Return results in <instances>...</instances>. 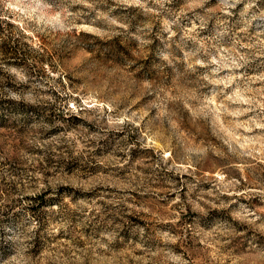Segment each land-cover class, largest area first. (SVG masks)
I'll return each mask as SVG.
<instances>
[{
    "label": "rangeland",
    "instance_id": "1",
    "mask_svg": "<svg viewBox=\"0 0 264 264\" xmlns=\"http://www.w3.org/2000/svg\"><path fill=\"white\" fill-rule=\"evenodd\" d=\"M0 264H264V0H0Z\"/></svg>",
    "mask_w": 264,
    "mask_h": 264
}]
</instances>
